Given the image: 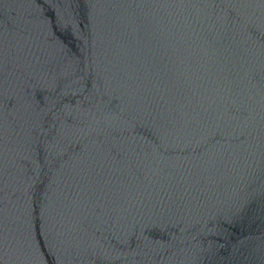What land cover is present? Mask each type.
Here are the masks:
<instances>
[{
	"label": "water",
	"instance_id": "1",
	"mask_svg": "<svg viewBox=\"0 0 264 264\" xmlns=\"http://www.w3.org/2000/svg\"><path fill=\"white\" fill-rule=\"evenodd\" d=\"M0 264H264V0H0Z\"/></svg>",
	"mask_w": 264,
	"mask_h": 264
}]
</instances>
